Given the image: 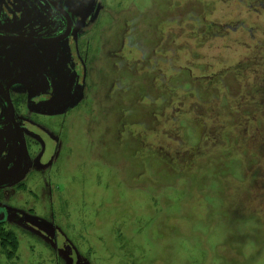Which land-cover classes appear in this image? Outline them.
I'll use <instances>...</instances> for the list:
<instances>
[{"label": "rangeland", "instance_id": "1", "mask_svg": "<svg viewBox=\"0 0 264 264\" xmlns=\"http://www.w3.org/2000/svg\"><path fill=\"white\" fill-rule=\"evenodd\" d=\"M102 4L19 264H264V0Z\"/></svg>", "mask_w": 264, "mask_h": 264}, {"label": "flooded vegetation", "instance_id": "2", "mask_svg": "<svg viewBox=\"0 0 264 264\" xmlns=\"http://www.w3.org/2000/svg\"><path fill=\"white\" fill-rule=\"evenodd\" d=\"M101 4L102 0H0V264L20 263L22 239L43 241L34 220L30 222L38 217L32 207L16 206L37 201L38 180L48 207V215L41 218L50 223L54 242L56 206L53 209L51 191L60 187L51 183L50 171L62 141L59 131L49 127H62L68 110H81L89 74L88 26ZM73 97L76 103L64 112L36 111L59 108Z\"/></svg>", "mask_w": 264, "mask_h": 264}, {"label": "water", "instance_id": "3", "mask_svg": "<svg viewBox=\"0 0 264 264\" xmlns=\"http://www.w3.org/2000/svg\"><path fill=\"white\" fill-rule=\"evenodd\" d=\"M77 98V96H76ZM75 97H73L71 99V101H69L66 104H63L62 106H60L59 108H55V109H45V107H39V109L37 108L36 111L39 112L40 114H58L61 112L66 111L67 109H69L71 106H73L76 103V99Z\"/></svg>", "mask_w": 264, "mask_h": 264}]
</instances>
